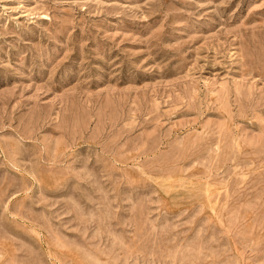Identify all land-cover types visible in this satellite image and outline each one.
<instances>
[{"label": "rangeland", "instance_id": "1", "mask_svg": "<svg viewBox=\"0 0 264 264\" xmlns=\"http://www.w3.org/2000/svg\"><path fill=\"white\" fill-rule=\"evenodd\" d=\"M0 264H264V0H0Z\"/></svg>", "mask_w": 264, "mask_h": 264}]
</instances>
